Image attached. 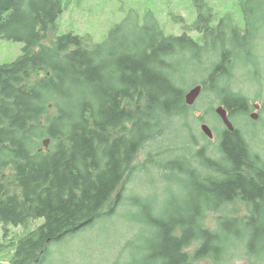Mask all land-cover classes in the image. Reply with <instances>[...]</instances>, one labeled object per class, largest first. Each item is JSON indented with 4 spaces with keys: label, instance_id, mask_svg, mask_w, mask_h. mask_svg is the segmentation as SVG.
Here are the masks:
<instances>
[{
    "label": "trees",
    "instance_id": "1",
    "mask_svg": "<svg viewBox=\"0 0 264 264\" xmlns=\"http://www.w3.org/2000/svg\"><path fill=\"white\" fill-rule=\"evenodd\" d=\"M187 1L193 18L179 35L167 33L151 6L142 18L131 10L95 43L57 33L62 0H0V40L24 43L17 60L0 65V224L6 238L8 227L28 231L9 242L7 264H35L48 241L114 215L140 151L191 108L186 88L218 94L230 118L250 112L229 82L233 51L260 25L264 0H238L237 11L221 12L213 0ZM209 52L207 62L217 58L207 78L186 87L189 59L205 65L201 54ZM220 138L217 157L202 151L161 165L179 188H169L174 199L160 214L144 207L146 235L135 248L145 254L122 264H235L242 253L264 259V161L237 129Z\"/></svg>",
    "mask_w": 264,
    "mask_h": 264
},
{
    "label": "rangeland",
    "instance_id": "2",
    "mask_svg": "<svg viewBox=\"0 0 264 264\" xmlns=\"http://www.w3.org/2000/svg\"><path fill=\"white\" fill-rule=\"evenodd\" d=\"M213 1L214 7L219 12L237 11L240 8L238 0ZM62 2L64 10L58 20L57 33L72 32L86 38L91 36L95 43L104 42L110 31L121 23L131 10L138 12L142 18L146 9L153 6L156 9H154L156 17L167 33L177 35L181 34L183 24H188L193 18L187 0H173L167 7L163 4V0H62ZM260 3L261 0H255L253 5L258 6ZM233 17L241 18L242 15H233ZM258 18L260 25L257 29L252 26L247 39L244 40L242 37L239 40V43L245 44V48L233 51L234 57L237 58L233 61V75L229 85L233 92L242 94L250 103V112L233 115L231 122L235 130L242 134L250 147L264 161V14L259 13ZM173 19L184 21L177 25L172 21ZM230 34L227 30L226 35ZM191 35L198 37L195 33ZM23 48L24 43L0 40V65L17 60L22 55ZM201 56H204L207 62L210 52L206 55L202 53ZM216 58L213 54L205 65L189 59V67L186 66L183 70L184 79L188 80L186 87L191 85L195 78L198 81L207 78L210 63ZM192 87L186 88V91ZM220 101L216 93L201 94L195 105L187 112L174 116L169 121L168 129L163 136L159 140L147 143L140 151L135 161L136 172L128 181L127 188L121 193L117 212L111 217L100 219L94 226L69 236L62 242L48 241V254L39 257L35 264H114L115 262L122 264L130 261L138 253L139 256H144V251L135 248L140 247L146 235L144 226L140 222L145 213L144 207L148 206L155 215L160 214L166 203L174 199L169 188L174 190L179 188V185L168 182L166 174L169 175V172H166L161 165L178 155H186L191 160L196 153L202 151L212 157L219 155L220 136L226 129L215 113V109L222 105ZM255 103L261 105L257 120L250 117V114L255 112L253 109ZM202 123H206L213 130V139H208L202 133ZM43 147L49 148H45L44 144ZM152 159L157 163L151 162ZM139 200L144 206L138 205ZM215 217L216 215H209V219L213 221ZM41 223L42 221L34 222L29 230ZM27 232L24 228L8 227L6 238L4 228L0 224V245H6L0 247L1 262L7 264L9 260V242L19 239ZM235 259H238L235 264H264V259L257 261L247 253H242V257ZM199 264L211 263L205 261Z\"/></svg>",
    "mask_w": 264,
    "mask_h": 264
},
{
    "label": "water",
    "instance_id": "3",
    "mask_svg": "<svg viewBox=\"0 0 264 264\" xmlns=\"http://www.w3.org/2000/svg\"><path fill=\"white\" fill-rule=\"evenodd\" d=\"M202 91H203V85H196L195 87H192L189 91H187L184 95L185 105L188 107L194 106L196 101L198 100V98L202 94ZM254 108H255V112L252 113L250 115V117L253 120H257L258 119V113L257 112L260 110L261 105L259 103H255ZM215 113L221 119L222 123L224 124V126L226 127L227 130H229L231 132L235 131V127H234V125L231 122L230 117H229V111L223 105L218 106L215 109ZM201 130H202V133L208 139H213L214 132L210 128L209 125H207L206 123H202ZM50 143H51L50 139H46L43 144H44L45 148H48Z\"/></svg>",
    "mask_w": 264,
    "mask_h": 264
}]
</instances>
